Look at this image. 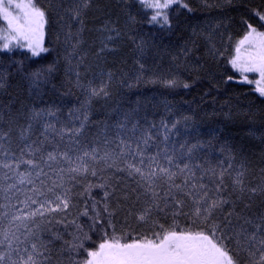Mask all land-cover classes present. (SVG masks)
<instances>
[{"label": "snow or ice", "instance_id": "6c2138e0", "mask_svg": "<svg viewBox=\"0 0 264 264\" xmlns=\"http://www.w3.org/2000/svg\"><path fill=\"white\" fill-rule=\"evenodd\" d=\"M135 2L150 13L147 23L160 29L172 27L174 7L192 11L186 0ZM90 5L0 0L6 24L0 27V53L25 52L21 64L40 58L51 51L45 39L55 30L66 63L63 95L78 91L83 97L67 112L64 102L21 109L11 101L0 104V264H264V168L258 182L249 180V162L242 157L237 163L234 146L214 133L202 140L194 127L188 131L190 116L149 121L141 115L146 101L92 118L94 101L111 99L118 74L88 78L82 45ZM253 17L258 26L244 20V34L231 45L227 64L233 75L225 83L253 85L264 97V9H254ZM132 42L138 67L119 76L129 90L146 73L145 41ZM101 43L97 57L112 51ZM211 54L224 56L215 48ZM57 63L30 71L25 66L22 79L33 97L50 82ZM10 74L0 63V89ZM163 83L180 86L175 78ZM165 110L172 111L168 104ZM217 145L224 159L212 162L209 152Z\"/></svg>", "mask_w": 264, "mask_h": 264}, {"label": "trees", "instance_id": "16d2710c", "mask_svg": "<svg viewBox=\"0 0 264 264\" xmlns=\"http://www.w3.org/2000/svg\"><path fill=\"white\" fill-rule=\"evenodd\" d=\"M186 2L192 11L174 7L170 12L172 27L160 29L147 23L150 13L146 14L135 0H91L84 16L82 45V55L86 56V64L91 66L88 78L91 79L93 74L99 77L100 73L108 71L118 74L111 85V99L107 102L102 99L94 101L92 118L101 119L103 113L111 112L120 105L125 109L130 105L135 107L138 99L147 102L141 115L147 116L149 121L158 122L167 115H171L173 120L190 116L188 131L194 127L202 134V140L209 139L208 134L214 133L221 143L234 146L237 163L242 157L246 158L249 162L248 179L258 182L260 170L264 168V97L254 92L253 85L225 81L228 75H233L227 59L232 54L231 45L244 34L246 26L242 22L248 20L258 26L253 10L264 9V0ZM39 3L47 7L48 0H39ZM130 15L135 17V22L129 20ZM3 25L0 20V27ZM109 36L112 37L110 41L107 40ZM133 37L137 41H145L142 62L146 73L143 80L129 90L121 87L119 76L124 73L132 75L138 67L136 59L139 53L132 42ZM102 41L107 42L112 51L97 57ZM45 46L51 50L49 53L24 64L20 63L26 54L23 51L0 53V63L6 64L11 73L4 88L0 89V104L11 101L16 109H21L22 106H59L64 102V111L67 112V107L75 105L78 98H83L78 91L71 96L63 95L68 91L67 86L61 87L67 79L66 63L62 58L63 47L56 43L55 30L50 36L46 34ZM185 48L188 49L186 54ZM214 48L223 52L224 56L214 57L211 54ZM54 61H58L57 70L49 83L42 84L40 96L33 97L27 82L22 79L25 66L30 71ZM16 68L21 71H15ZM173 78L180 86L166 87L163 81ZM153 80L156 82H151ZM183 83H189L191 87L185 89ZM165 104L171 107V113L166 112ZM21 123L24 121L21 120ZM185 131L181 126L180 132ZM216 147L215 152H209L212 162L224 159L219 146ZM180 226H185L183 220Z\"/></svg>", "mask_w": 264, "mask_h": 264}, {"label": "rangeland", "instance_id": "374dc122", "mask_svg": "<svg viewBox=\"0 0 264 264\" xmlns=\"http://www.w3.org/2000/svg\"><path fill=\"white\" fill-rule=\"evenodd\" d=\"M2 21V20H1ZM3 22V24L5 25H3L2 27H6V24H5V22L4 21H2ZM264 30V29H263ZM249 75H252L253 77H255V74H249Z\"/></svg>", "mask_w": 264, "mask_h": 264}]
</instances>
